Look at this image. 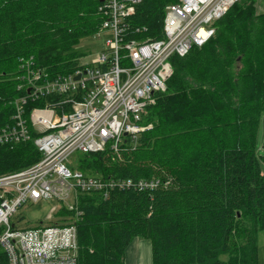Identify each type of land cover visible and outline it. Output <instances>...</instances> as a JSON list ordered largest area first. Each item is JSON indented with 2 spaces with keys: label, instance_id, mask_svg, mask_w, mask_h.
I'll return each mask as SVG.
<instances>
[{
  "label": "trees",
  "instance_id": "1",
  "mask_svg": "<svg viewBox=\"0 0 264 264\" xmlns=\"http://www.w3.org/2000/svg\"><path fill=\"white\" fill-rule=\"evenodd\" d=\"M176 3L141 0L128 19L131 38L161 39L166 8ZM100 5L0 0V128L13 123L14 102L26 93L19 90L20 60L33 57L51 79L74 73L81 65L73 49L99 30ZM213 28L203 47L171 58L167 89L143 114L141 125L151 128L136 142L128 139L120 155L109 149L76 155L87 176L135 184L108 197L80 196L77 264H125L137 238L151 242L153 264H259L264 7L259 12L256 0H240ZM70 103L68 96H52L29 101L27 110L48 105L63 117ZM31 135L29 142L0 148V176L42 159ZM153 179L155 190L138 189L139 181ZM0 264H9L2 250Z\"/></svg>",
  "mask_w": 264,
  "mask_h": 264
},
{
  "label": "built area",
  "instance_id": "2",
  "mask_svg": "<svg viewBox=\"0 0 264 264\" xmlns=\"http://www.w3.org/2000/svg\"><path fill=\"white\" fill-rule=\"evenodd\" d=\"M239 1L178 0L166 8L162 38L138 40L131 38L128 19L141 0H104L98 9L102 25L94 36L104 39V49L94 62L51 79L33 57L21 60L19 90L26 93L14 102L13 123L0 128V148L29 142L34 131L42 159L0 176V250L9 264L78 263L80 196L108 197L135 184L87 176L73 167L72 157L107 149L120 155L128 139L136 142L150 129L141 125L143 114L156 103V95L166 91L173 74L171 58L203 47L215 33L213 23ZM52 96H68L72 102L63 117L48 105L27 110L29 101ZM158 185L155 179L137 183L141 191ZM40 202L56 204L45 222L18 218L20 210Z\"/></svg>",
  "mask_w": 264,
  "mask_h": 264
},
{
  "label": "rangeland",
  "instance_id": "3",
  "mask_svg": "<svg viewBox=\"0 0 264 264\" xmlns=\"http://www.w3.org/2000/svg\"><path fill=\"white\" fill-rule=\"evenodd\" d=\"M256 5L258 11L261 12L264 7V0H256ZM99 30L97 31V33L99 32ZM95 35L96 34L86 39H83L78 44V46H76L73 49V51L79 56L78 61L80 65H88L89 63L94 62L97 56L103 51L104 39H100V40L94 39ZM19 68L21 75V65ZM256 147H257V156L259 158L261 171L264 174V114L262 115L260 120ZM81 159L82 157L80 158V160H78V163H74V161L76 160V155L72 157V162H73L72 165L75 169L80 168ZM55 207H56L55 203L40 202L38 204L29 206V208L20 210L17 216L19 219H24L27 223L30 224L45 222L48 219V217L52 214ZM258 244H259V264H264V231L259 233ZM222 260L226 261L227 257L223 256Z\"/></svg>",
  "mask_w": 264,
  "mask_h": 264
},
{
  "label": "crops",
  "instance_id": "4",
  "mask_svg": "<svg viewBox=\"0 0 264 264\" xmlns=\"http://www.w3.org/2000/svg\"><path fill=\"white\" fill-rule=\"evenodd\" d=\"M125 264H153L151 242L142 238L135 239L126 251Z\"/></svg>",
  "mask_w": 264,
  "mask_h": 264
},
{
  "label": "water",
  "instance_id": "5",
  "mask_svg": "<svg viewBox=\"0 0 264 264\" xmlns=\"http://www.w3.org/2000/svg\"><path fill=\"white\" fill-rule=\"evenodd\" d=\"M99 2L101 3V2H104V0H99ZM80 77H77V79H79Z\"/></svg>",
  "mask_w": 264,
  "mask_h": 264
}]
</instances>
